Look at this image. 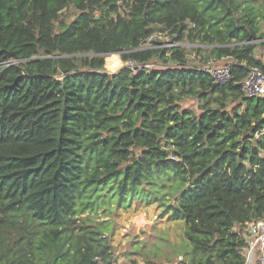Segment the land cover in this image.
<instances>
[{"label":"trees","instance_id":"trees-1","mask_svg":"<svg viewBox=\"0 0 264 264\" xmlns=\"http://www.w3.org/2000/svg\"><path fill=\"white\" fill-rule=\"evenodd\" d=\"M259 1L0 0V63L19 60L0 68V264H113L78 214L125 198L184 220L192 264H245L246 225L264 218V95L241 85L263 62ZM157 33L230 58L231 79L182 46L143 47ZM115 52L138 70L108 72Z\"/></svg>","mask_w":264,"mask_h":264},{"label":"rangeland","instance_id":"rangeland-1","mask_svg":"<svg viewBox=\"0 0 264 264\" xmlns=\"http://www.w3.org/2000/svg\"><path fill=\"white\" fill-rule=\"evenodd\" d=\"M261 0L258 2L260 7ZM76 9L70 7L62 14L65 22H70L76 16ZM264 30V26H263ZM154 40L161 41L154 44ZM168 33H157L148 39L143 47L156 46L168 47L182 46L187 50V57L190 61L205 68H214L232 62L230 58L220 60L211 59L208 63H203V59L197 58L196 49L200 45L190 40L182 42H171ZM257 43L255 54L264 61V39L255 41ZM202 58H205L203 55ZM105 68L114 73L124 65H135L131 61H124L120 53H109L105 58ZM161 60L154 59L149 67H163ZM183 108H192L195 112H200L198 101L195 96L185 97L181 101ZM125 198L127 202L118 204L117 201L101 202L95 206L94 210H85L78 214L79 223L84 224L82 219L93 227L102 231V236L106 237L112 246L113 264H192L191 255L188 253L190 244L184 232L186 223L184 220H174L170 217V211L159 200H147L135 198ZM154 200V201H153ZM170 198L168 197V199ZM172 204V203H169Z\"/></svg>","mask_w":264,"mask_h":264},{"label":"built area","instance_id":"built-area-1","mask_svg":"<svg viewBox=\"0 0 264 264\" xmlns=\"http://www.w3.org/2000/svg\"><path fill=\"white\" fill-rule=\"evenodd\" d=\"M18 61L14 59L7 60L0 63V68L5 65L15 64ZM231 63L208 68L217 83L224 84L231 79ZM241 85L244 94L248 97L264 95V61L262 65L250 69L248 76L241 81ZM246 232L245 264H264V218L248 222Z\"/></svg>","mask_w":264,"mask_h":264},{"label":"water","instance_id":"water-1","mask_svg":"<svg viewBox=\"0 0 264 264\" xmlns=\"http://www.w3.org/2000/svg\"><path fill=\"white\" fill-rule=\"evenodd\" d=\"M123 67H132V69H134V70H138V65L137 64H135V65H133V66H131V65H124ZM108 71V70H107ZM109 72V71H108Z\"/></svg>","mask_w":264,"mask_h":264}]
</instances>
